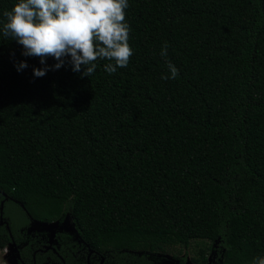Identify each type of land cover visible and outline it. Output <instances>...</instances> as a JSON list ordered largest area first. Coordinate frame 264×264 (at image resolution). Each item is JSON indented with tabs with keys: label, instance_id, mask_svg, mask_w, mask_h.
<instances>
[{
	"label": "trees",
	"instance_id": "obj_1",
	"mask_svg": "<svg viewBox=\"0 0 264 264\" xmlns=\"http://www.w3.org/2000/svg\"><path fill=\"white\" fill-rule=\"evenodd\" d=\"M15 2L0 0V21ZM128 4L133 55L112 74L106 59L88 77L48 57L36 77L39 58L0 35L10 233L18 243L29 222L68 214L86 250L116 264H152L144 253L192 240L209 243L198 254L214 243L220 264H253L264 257V0ZM169 61L178 76L165 80Z\"/></svg>",
	"mask_w": 264,
	"mask_h": 264
},
{
	"label": "clouds",
	"instance_id": "obj_2",
	"mask_svg": "<svg viewBox=\"0 0 264 264\" xmlns=\"http://www.w3.org/2000/svg\"><path fill=\"white\" fill-rule=\"evenodd\" d=\"M128 7V0H16L3 14L0 35L21 45L24 56L39 58L44 67L33 68L36 77L49 70L48 57L56 61L51 69L62 67L67 57L74 72L88 77L95 72L96 62L106 59L110 63L104 70L112 74L127 67L133 55ZM160 55L167 56V43ZM26 67L20 61L17 70ZM167 68L170 75L161 78H177L178 69L170 61ZM253 264H264V257L254 258Z\"/></svg>",
	"mask_w": 264,
	"mask_h": 264
},
{
	"label": "flooded vegetation",
	"instance_id": "obj_3",
	"mask_svg": "<svg viewBox=\"0 0 264 264\" xmlns=\"http://www.w3.org/2000/svg\"><path fill=\"white\" fill-rule=\"evenodd\" d=\"M1 201V200H0ZM3 205V202H2ZM3 215V214H2ZM6 219L3 221H0V227H2L8 235V242L7 244H13L14 247V253L18 264H77L79 260L83 261V264H116L113 261H108L103 258V256L95 252L91 249L85 248V245L82 243L81 239H76V245L70 244V246H67V242L69 241L70 232H74L75 230L73 228L72 223L64 224V227L62 229L65 232H57L56 234L52 235L56 241V247L53 245H48L44 243V238L40 241L35 239L34 237H31L29 234H36L37 230H32L30 226L32 225V222H29L27 227L20 228L17 230L16 238H18V243H15L14 237L11 235L8 225V218L4 216ZM60 226H63V223L60 224ZM76 234V233H75ZM72 238V237H71ZM74 239V238H72ZM20 243V244H19ZM82 243V244H80ZM20 245H28L30 252L29 257H27L25 260H22L20 258L19 254V248ZM5 248V247H3ZM211 253L209 258L206 256V253ZM201 255V259L195 262L194 264H220L219 259H216V252H215V246L212 245V248L206 249L203 254ZM90 259L92 260V263L90 262ZM196 259V258H195ZM133 264V263H129ZM153 264V263H152ZM156 264V263H155ZM159 264H165V263H159ZM177 264H184L180 262L178 259Z\"/></svg>",
	"mask_w": 264,
	"mask_h": 264
},
{
	"label": "rangeland",
	"instance_id": "obj_4",
	"mask_svg": "<svg viewBox=\"0 0 264 264\" xmlns=\"http://www.w3.org/2000/svg\"><path fill=\"white\" fill-rule=\"evenodd\" d=\"M0 195L3 198V200L0 201V221L5 220L6 218L4 217L5 215H2L3 211V205L2 202L6 200L8 197L7 195L0 191ZM10 213L12 211L9 209ZM71 221L69 219L68 214H64L62 218L59 220L52 221L50 223H39V222H32V225L30 228L32 230H37L38 232L36 234L32 233L29 234L31 237H34L38 241L42 240L44 238V243L48 245H53L56 247V240L52 238L54 234L57 232H65L62 227H64V224H69ZM63 223V226H60V224ZM72 238L78 240L79 238L74 232L68 233ZM82 244V243H80ZM209 243L207 241L203 240H192L188 243L187 247H181L178 245H174L170 247V251H166L164 253H144L145 258L153 263V264H159V263H165V264H177V261L179 258L183 257L184 258V264H194L195 262L192 261V258H196L198 260L201 259V255H199L196 251L199 248H205ZM214 245V243H210V247ZM6 248L10 249L5 253L3 251V248L0 249V264H18L15 257V253L13 249L11 248L10 244L5 245ZM212 248V247H211ZM136 255L141 254V252L135 253ZM177 255V256H174ZM210 252L206 253V256H210Z\"/></svg>",
	"mask_w": 264,
	"mask_h": 264
},
{
	"label": "built area",
	"instance_id": "obj_5",
	"mask_svg": "<svg viewBox=\"0 0 264 264\" xmlns=\"http://www.w3.org/2000/svg\"><path fill=\"white\" fill-rule=\"evenodd\" d=\"M8 250H10V249H8V248H6V247L3 248V251H4L5 253H7Z\"/></svg>",
	"mask_w": 264,
	"mask_h": 264
},
{
	"label": "water",
	"instance_id": "obj_6",
	"mask_svg": "<svg viewBox=\"0 0 264 264\" xmlns=\"http://www.w3.org/2000/svg\"><path fill=\"white\" fill-rule=\"evenodd\" d=\"M10 246H11V248L13 249V251H14V247H13V244H10Z\"/></svg>",
	"mask_w": 264,
	"mask_h": 264
}]
</instances>
